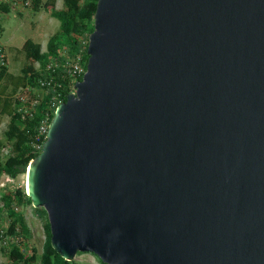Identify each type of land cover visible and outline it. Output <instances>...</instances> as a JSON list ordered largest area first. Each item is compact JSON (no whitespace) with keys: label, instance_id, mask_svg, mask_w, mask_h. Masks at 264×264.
<instances>
[{"label":"water","instance_id":"95a60500","mask_svg":"<svg viewBox=\"0 0 264 264\" xmlns=\"http://www.w3.org/2000/svg\"><path fill=\"white\" fill-rule=\"evenodd\" d=\"M88 53L27 170L53 248L264 264V0H98Z\"/></svg>","mask_w":264,"mask_h":264},{"label":"trees","instance_id":"16d2710c","mask_svg":"<svg viewBox=\"0 0 264 264\" xmlns=\"http://www.w3.org/2000/svg\"><path fill=\"white\" fill-rule=\"evenodd\" d=\"M56 1L47 0L43 4H41V0L34 2L36 10H39L40 7L46 10L51 9L52 15L60 20L59 30L49 39L47 53H43L41 44L31 38L24 45L27 56L40 62V69L29 65L23 69L21 74L8 72V67L0 72V81L2 82L0 86V120L3 115L10 117L8 128L4 132L6 141L0 138V180L4 174L16 177L19 174L27 173L30 161L40 153L41 149H38L37 145H42L46 138L39 135V125L45 116L49 101L55 93L50 89V92L38 101L34 111L31 114H26L24 109L20 110L19 108L23 101L17 96V92L21 88H39L41 87L40 78H45L47 81L52 80V84H55L62 95V100L65 101L72 91L71 80L68 77H63L62 68L46 70V67L51 60L58 57L59 51L65 46L68 48L67 53L75 55L80 50L81 40L89 38L90 33L94 30L98 0H63V8H56ZM88 58L89 54L86 56L87 63ZM5 148L6 150H4ZM16 196H20L19 201L32 203L26 191L19 190L16 194L9 192L3 195L4 204L0 206V214L4 210H8L11 223L6 232L0 231V236L15 238L17 242H13L10 248L3 245L2 250L13 261V264H81L74 260H66L53 248L50 223L45 209H36L40 213L46 214L48 237L44 251L38 255L36 249H33L31 253L21 250L18 243H22V239H30L31 231L24 216L16 214L13 208ZM101 262L106 264L102 260Z\"/></svg>","mask_w":264,"mask_h":264},{"label":"rangeland","instance_id":"374dc122","mask_svg":"<svg viewBox=\"0 0 264 264\" xmlns=\"http://www.w3.org/2000/svg\"><path fill=\"white\" fill-rule=\"evenodd\" d=\"M47 0H41V4ZM64 1L57 0L56 8H63ZM60 28V20L52 15L51 9L46 10L40 7L39 10L30 8L11 11L10 13L2 15V23L0 29L1 41L8 58V71L13 74H21L23 69L29 65H33L36 69H40L41 64L32 58H29L24 50L26 41L31 38L35 42L41 44L43 53H47V45L50 37L55 34ZM63 47L59 52V57L64 55ZM2 82L0 81V86ZM50 90L39 88H21L17 92L18 97H23L27 101L32 102L35 99H42ZM10 117L3 115L0 120V138L6 141L4 132L8 128ZM6 150V148L4 149ZM19 190L26 191V173L19 174L16 177L4 174L0 180V206L3 203V195L11 193H18ZM20 196H16V202L13 208L16 214H22L25 222L30 228L31 237L28 240L19 242L22 251L31 253L36 249L40 255L45 248L48 233L46 229V214L40 213L36 209H45L44 207H34L32 203L19 201ZM11 223V218L8 210H4L0 214V231L6 232ZM13 242H17L15 238H3L0 236V264H13V261L6 255L2 247L6 245L10 248ZM74 261L81 264H103L101 259L92 252L78 253Z\"/></svg>","mask_w":264,"mask_h":264},{"label":"built area","instance_id":"2783aa9c","mask_svg":"<svg viewBox=\"0 0 264 264\" xmlns=\"http://www.w3.org/2000/svg\"><path fill=\"white\" fill-rule=\"evenodd\" d=\"M35 0H0V24L2 23V15L10 13L11 11L30 8L34 5ZM89 38H84L80 42V50L75 53V55H70L67 53L68 48L64 50V55L60 58L58 55L57 58L51 60L46 70H51L54 68L63 69V77H68L71 80L72 91H75V83L81 80L84 74L87 71V60L86 56L88 53ZM60 52V51H59ZM5 67H8V58L4 49V45L0 37V72L3 71ZM43 76V75H42ZM39 89H52L55 93L49 101L47 110L45 111V116L41 120L39 125V135H47L49 124L52 120V115H54L57 106L63 102L62 95L58 91L55 84H52V80L47 81L45 78H40ZM29 88V87H27ZM71 91V92H72ZM23 104L19 107L20 110H25L26 114H31L34 111L38 99L33 100L32 102L27 101L25 98L20 97ZM43 145V144H42ZM42 145L38 144V149H42Z\"/></svg>","mask_w":264,"mask_h":264},{"label":"bare ground","instance_id":"6f19581e","mask_svg":"<svg viewBox=\"0 0 264 264\" xmlns=\"http://www.w3.org/2000/svg\"><path fill=\"white\" fill-rule=\"evenodd\" d=\"M27 175H28V174L26 173V185H27Z\"/></svg>","mask_w":264,"mask_h":264},{"label":"crops","instance_id":"0c3cea01","mask_svg":"<svg viewBox=\"0 0 264 264\" xmlns=\"http://www.w3.org/2000/svg\"><path fill=\"white\" fill-rule=\"evenodd\" d=\"M20 10V9H19ZM9 72V71H8ZM11 73V72H10Z\"/></svg>","mask_w":264,"mask_h":264}]
</instances>
